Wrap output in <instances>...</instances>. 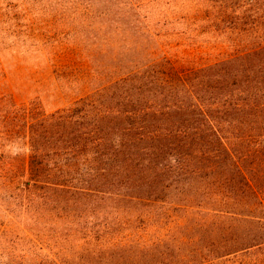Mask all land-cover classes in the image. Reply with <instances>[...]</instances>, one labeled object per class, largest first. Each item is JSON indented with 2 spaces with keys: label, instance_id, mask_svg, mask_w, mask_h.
<instances>
[{
  "label": "trees",
  "instance_id": "trees-1",
  "mask_svg": "<svg viewBox=\"0 0 264 264\" xmlns=\"http://www.w3.org/2000/svg\"><path fill=\"white\" fill-rule=\"evenodd\" d=\"M188 2L195 11L185 20L199 24L214 49L227 44L230 52L223 59L175 78L159 72V62L132 66V59L123 60L90 93L49 116L26 113L30 109L15 101L10 104L15 116H0V151L9 143L19 145L9 140L21 128L27 139L29 155L0 154V202L23 225L32 221L29 234L43 220L44 229L48 223H62L56 237L67 232L87 237L168 232L169 225L154 223L153 214L124 218L129 214L99 211L101 202L145 206L151 200L142 193H121L112 181L122 165L139 159L145 168L156 163L163 172L199 176L202 184L212 181L211 192H203L210 200L206 207L162 205L164 216L182 213L221 220L214 223L218 227L224 221L242 225L240 233L213 230L220 234L222 248L233 247L230 254L264 243L263 191L258 185L264 177V0ZM121 4L119 9L134 11L141 6ZM59 59L47 61L48 68L52 63L57 69Z\"/></svg>",
  "mask_w": 264,
  "mask_h": 264
},
{
  "label": "rangeland",
  "instance_id": "rangeland-1",
  "mask_svg": "<svg viewBox=\"0 0 264 264\" xmlns=\"http://www.w3.org/2000/svg\"><path fill=\"white\" fill-rule=\"evenodd\" d=\"M128 1L141 6L135 5L134 11L125 5ZM186 1L0 0V100L4 98L0 116L8 112L15 116L11 101L30 109L26 113L49 116L72 99L90 93L102 77L118 71L123 60L132 59V66L159 62L157 70L175 78L180 72L223 59L230 52L227 44L214 49L216 44L208 35L200 34V25L185 20L195 11V4ZM120 4L127 8L119 9ZM57 56L60 66L56 69L50 63L48 68L47 61ZM16 140L19 145L9 143L0 154L29 155L24 128L9 142ZM254 143L251 147L258 150ZM141 162L136 159L122 165L112 181L121 193H142L151 200L145 206L101 202L99 211L102 215L129 214L124 218L153 214L154 223L169 225L168 232L153 230L129 238L124 231L99 237L67 232V236L56 237L55 230L63 229L62 223H48L44 229L43 220L32 226L31 235L27 229L32 221L23 225L0 202V264H52V260L64 261L62 264H264V243L234 254L229 251L233 247L222 248L221 236L213 230L240 233L244 227L238 223L224 221L218 227L214 223L221 220L162 214V205L206 207L210 200L203 192H211L212 181L202 184L199 176L163 172L156 169V163H146L145 168ZM260 170L263 176L264 165ZM258 185L264 203V177ZM261 213L264 217V205ZM260 232L264 237V227Z\"/></svg>",
  "mask_w": 264,
  "mask_h": 264
}]
</instances>
